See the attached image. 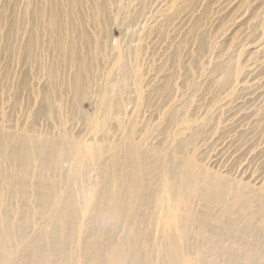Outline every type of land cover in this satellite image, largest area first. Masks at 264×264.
Listing matches in <instances>:
<instances>
[{"label":"rangeland","instance_id":"374dc122","mask_svg":"<svg viewBox=\"0 0 264 264\" xmlns=\"http://www.w3.org/2000/svg\"><path fill=\"white\" fill-rule=\"evenodd\" d=\"M50 2L0 0V137L55 142L60 164L32 158L21 189L23 168L0 159V264H264V0H82L66 10L76 39ZM169 175L189 196L183 231L160 220Z\"/></svg>","mask_w":264,"mask_h":264},{"label":"bare ground","instance_id":"6f19581e","mask_svg":"<svg viewBox=\"0 0 264 264\" xmlns=\"http://www.w3.org/2000/svg\"><path fill=\"white\" fill-rule=\"evenodd\" d=\"M51 1H52V3L50 2L52 5L51 11L53 15L60 18V19L58 18L56 19H58V23H60V27L62 28V29L60 28L62 30L61 32L63 34L66 33V35L73 34L74 39L78 38L77 30L74 27L75 25L73 22H71L72 21L71 16H75V15L68 16L70 11L66 13V10L71 9L72 11L73 10L77 11L78 8L82 5V0H51ZM62 1H63V6L65 8L64 10L65 14L62 13V11H60L58 8L60 2ZM86 1H88V3L95 10H103L105 8L106 0H86ZM88 3L85 5V7L89 6ZM74 18H76V16ZM52 19L54 22H56L55 21L56 19H54V17ZM81 36L80 38L81 40H84V42L88 40L85 34ZM30 44L31 42L29 43V45ZM203 44L201 45V49L203 48ZM69 53L70 54L67 59H69L71 65L80 66L82 68L86 66V61L84 60V58L81 56L79 52H75V51L73 52L72 50V52L69 51ZM51 74L52 73L50 71L49 75L51 76ZM73 80H74V85L76 86L77 89L82 87L83 76L79 70H76ZM45 111H46L45 107L39 106L32 114V120L34 121L38 116L43 114ZM89 148H92V147L89 146ZM32 158L34 162L39 164V166L43 168L44 170H50L54 167L57 168L59 164V157L57 155L56 143L50 142V144L47 147L45 145H39V146L27 145L26 143L21 142L20 140H17V139H15L13 142H10V141H6L4 138L1 139L0 137V159H3L4 161H8L12 164H18L20 165L21 168H23L22 170H20V173L22 176L20 179H18V182H17V184H19L21 189L22 187L26 185V180H25L24 175L27 172V168L29 164L31 163ZM135 159L137 163L141 164L142 166L143 164L142 155L136 154ZM116 164H117V160H115V165ZM116 173L115 175H113L114 177L116 176ZM179 181H180V178H176L173 175L167 176V179L165 180L164 190L160 198L161 201H163L160 220L168 228L174 227L178 231H183V226L181 225V222L185 219H190L191 212L188 207V204L185 207H182L183 204H186V201L188 203L189 196L185 193L183 186L181 185V183L179 184ZM134 189L138 190L136 186L134 187L132 185L130 186L129 191L133 193L136 191ZM33 191H34L33 196L35 197L36 200H39L43 204H47L50 202L51 200L50 193L47 191V188L46 186H44L43 181L41 179L35 182V184L33 185ZM88 200L89 199H87V202ZM113 200H114L113 210L115 211V214H117L119 212L118 206H117V203L119 201L115 197ZM69 202H68V199L65 198L62 203H58L54 207V210L56 209V215H55L56 221H55V225L51 229L50 240L46 242V248H50V250L56 248V246L58 245L59 239L62 238V236H64V230L66 227V223L68 222L70 218ZM203 219L204 218L202 217L200 218V220H203ZM180 235L181 234L178 232V236ZM24 239H26V235L23 232V230H21L18 234L16 243L20 244L19 242L23 241ZM30 243L33 246V248L36 249L37 252H41V249L44 248L41 237L31 239ZM126 246L128 248H126L123 245L121 246L122 249L118 251L117 259L125 260L128 258L127 255L130 252L132 245L129 246L128 244H126ZM184 264H186V262H184Z\"/></svg>","mask_w":264,"mask_h":264}]
</instances>
